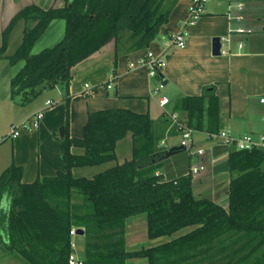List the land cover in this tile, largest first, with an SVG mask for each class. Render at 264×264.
<instances>
[{
  "label": "trees",
  "instance_id": "1",
  "mask_svg": "<svg viewBox=\"0 0 264 264\" xmlns=\"http://www.w3.org/2000/svg\"><path fill=\"white\" fill-rule=\"evenodd\" d=\"M176 0H64L58 7L28 4L2 31L0 59L21 66L10 77V97L31 102L44 88L62 85L67 92L71 68L114 40L115 54L148 47L167 22ZM62 19L63 36L36 53L31 50L52 21ZM23 20L19 45L6 54L10 31ZM31 24V25H30ZM156 75L160 76V70ZM186 110V127L218 131V98L210 88L176 103ZM57 138L65 165L54 175L21 181L22 168L9 165L0 173V207L6 198L0 243L26 264H68L70 230L82 229V264H124L143 256L148 264H264V147H228L227 198L216 202L195 196L192 175L184 171L164 178L157 170L167 159L148 113L123 108L88 113L81 137L68 132ZM172 125L170 133L180 132ZM130 133L131 158L91 177H75L71 169L116 158L115 144ZM83 148L81 154L71 152ZM189 164V162L187 163ZM146 215L147 236L184 233L156 246L125 249L124 223Z\"/></svg>",
  "mask_w": 264,
  "mask_h": 264
},
{
  "label": "crops",
  "instance_id": "2",
  "mask_svg": "<svg viewBox=\"0 0 264 264\" xmlns=\"http://www.w3.org/2000/svg\"><path fill=\"white\" fill-rule=\"evenodd\" d=\"M189 2L176 0L167 22L159 28L148 47L115 54L114 40H110L71 68L67 92L62 85L44 88L25 105L11 99L9 81L13 75L12 65L8 59H1L5 68L9 66V69L0 88V137L7 136L12 125L25 122L37 111H43V117L37 127L21 129L15 138L8 137L0 143V173L11 164L20 166L21 181L29 183L37 177L51 176L58 170H64L60 144L54 134L57 132L60 136L59 127L65 121L67 110L71 137L82 136L89 112L123 108L135 113H148L160 137V149L179 145L180 138L177 141L174 138L180 137V133H170L172 125L167 113H174L180 123L186 126L187 112L178 107L177 101L185 96L200 95L206 88L212 89L218 98V131L226 130L234 137L251 135L255 141H259L264 135V100H261L264 99V9L261 8L255 16L250 11L246 12L245 18L236 19L240 14L231 2L209 0L200 17L194 23H186ZM32 3L48 8L62 6L64 0H0V45L2 31L12 16L23 6ZM17 26H20L21 32L14 50L21 41L25 22L21 20L14 27ZM237 27L249 32L238 33L235 31ZM180 29L185 33L183 47L170 44L169 41L171 34ZM214 37L220 38V54L212 53ZM8 49L9 41L6 54H11L7 53ZM148 51L164 60V66L159 69L160 76L150 77L147 66L140 63ZM111 76H114L112 86L107 88ZM156 80L159 88L163 86L162 91L154 87ZM85 85L88 87L85 88ZM162 97L168 100L164 106L159 104ZM47 100H51V105H45ZM211 135L204 130H192V147L190 150L185 149L186 162L189 164L184 166L185 171L189 172L191 167L203 163L207 171L198 176L196 181L192 178L193 194L224 202L229 181L228 150L224 151L221 141ZM161 141L164 142L162 145ZM131 148V135L127 133L115 144L114 161L73 167L71 173L75 177H91L130 159ZM198 148L203 149V155L194 153ZM71 152L81 154L83 148L73 146ZM168 158L157 171L164 178L177 177V174L171 175L173 167ZM2 204L5 205V211L6 198H3ZM185 230L170 236L149 238L145 213L132 215L124 223L125 249L132 251L126 246L135 241L138 245L135 250L156 246ZM74 237L72 239L76 242L72 252L82 258L83 250L80 254L77 252L79 244L82 246V239L80 235L76 236L79 241Z\"/></svg>",
  "mask_w": 264,
  "mask_h": 264
},
{
  "label": "built area",
  "instance_id": "3",
  "mask_svg": "<svg viewBox=\"0 0 264 264\" xmlns=\"http://www.w3.org/2000/svg\"><path fill=\"white\" fill-rule=\"evenodd\" d=\"M209 0H190L189 6L187 8L188 17L186 20V23H194L205 11V5ZM233 4V6L237 10H241L244 6L243 0H228ZM241 16H237L236 19H240ZM238 33H244L249 32L244 30L241 27H237L235 29ZM170 44H174L179 47H183L185 45V33L183 29H180L179 31L171 34L169 38ZM140 63L144 64L148 68L149 76H155L157 73V70L162 68L164 66V60L161 57L155 56L151 51H148L146 53L145 58L140 60ZM114 76L110 77L109 83L106 85L107 88H110L112 86ZM88 85H85V88H87ZM264 100V99H261ZM167 98L162 97L159 100V104L161 106H164L167 103ZM46 106L51 105V100H47L45 103ZM167 116L169 120L171 121V125H177L178 128L181 127L180 133V142L179 144L184 146L185 149H191L192 147V129L184 126L180 121L177 119V116L174 113H167ZM43 117V111H37L32 115L31 118H29L28 122H23L18 125H12L10 127V132L7 136L0 137V143L5 140L6 138H15L21 129H28L29 127L35 128L39 125L40 119ZM211 137L218 138L222 144L227 145L230 147L231 145H234L236 149H251L253 147H264V135L260 137L259 141H255L251 135H242L239 137L232 136L228 131L226 130H220L215 134H212ZM164 142L161 141V145ZM196 155L201 156L204 154L203 149H196L194 152ZM205 167L203 163L198 164L197 166H193L190 168V173H197L199 170H203ZM76 229L72 228L70 230V235L73 238L74 236H77L75 233ZM71 246L72 248L75 247V242L73 239L71 240ZM68 264H82V258L79 256H75V253L71 252V254L68 257Z\"/></svg>",
  "mask_w": 264,
  "mask_h": 264
},
{
  "label": "rangeland",
  "instance_id": "4",
  "mask_svg": "<svg viewBox=\"0 0 264 264\" xmlns=\"http://www.w3.org/2000/svg\"><path fill=\"white\" fill-rule=\"evenodd\" d=\"M243 1H244V6L242 7L241 10H238V12L242 18L246 17V12L250 13V11H251V15L255 16L254 14L260 12L261 8H262V10L264 9V0H243ZM252 20H254V18ZM64 27H65L64 20L59 19V20L53 21L50 24V26L46 29V31L43 33V35L36 41L31 52L36 53V52H39L40 50H42L44 47L52 46L53 44H55L63 36ZM243 29L245 30V28H243ZM20 30H21L20 26H17V27H14L12 31H10L11 33L9 34V37H8L9 49L7 50V53H12L14 51L16 44H18L17 40L19 39L18 36H19V33L21 32ZM2 63H3V61H1V59H0V88H2V86H3V84L1 82H4L5 77L7 76L6 70L9 69V66H7V68H5L6 65H3ZM21 64H22V62H19L15 66H10L13 74L21 66ZM158 83H159L158 80H156V82L153 84L154 87L159 88ZM162 87L163 86H161L159 88V90L162 91ZM28 121L29 120H25V122H28ZM30 129H33V128L29 127L28 130H30ZM22 130H24V129H22ZM54 135L57 136V132H55ZM55 138L57 139V141H59L57 137H55ZM179 138L180 137H175L174 140L177 141ZM232 147H234V145H231V148ZM161 150H165V149L162 148ZM115 159H113L112 161H114ZM168 161H170V165H172V167H173V172L171 173V175H174V174L179 175V174L183 173L185 171L184 165L187 163L186 162L187 161L186 150H184L182 152H178L177 154L170 156L168 158ZM183 162H185V163H183ZM206 171H207V167H205L203 170H199L197 173H193V176H192V178H194L193 181L198 176H200L202 173H204ZM194 192H195V194L197 193L196 190ZM203 196H206V195H203ZM4 208H5V205L2 204L0 207V235H2V236L4 235V231H3V225L1 224V219H2V212H4ZM74 238H76L79 241L78 237L75 236ZM75 242H76V240H75ZM135 242H131L130 244H128L126 246V248H130V250H132V251L135 250L136 248H138L137 247L138 245H136ZM82 250H83V247L81 246V244H79V247L77 248V252H79V254H80V252H82ZM75 256H78L77 253H75ZM0 264H26V263L18 256L9 255L7 250H5L3 243H0ZM124 264H148V259L146 257H143V256H129V257L125 258Z\"/></svg>",
  "mask_w": 264,
  "mask_h": 264
},
{
  "label": "water",
  "instance_id": "5",
  "mask_svg": "<svg viewBox=\"0 0 264 264\" xmlns=\"http://www.w3.org/2000/svg\"><path fill=\"white\" fill-rule=\"evenodd\" d=\"M220 48H221V43H220V38L219 37H214L212 39V53L213 54H220ZM59 135L62 136L63 135V127H59ZM223 150L226 151L228 150V146L222 144L221 145ZM185 147L182 145H174L172 147H169L168 149H166L162 155V159H166L180 151H184ZM77 235H81L83 233L82 229H76L75 232Z\"/></svg>",
  "mask_w": 264,
  "mask_h": 264
}]
</instances>
